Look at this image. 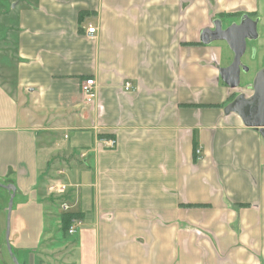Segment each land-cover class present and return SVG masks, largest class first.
<instances>
[{"label":"crops","instance_id":"0c3cea01","mask_svg":"<svg viewBox=\"0 0 264 264\" xmlns=\"http://www.w3.org/2000/svg\"><path fill=\"white\" fill-rule=\"evenodd\" d=\"M0 10V183L19 197L9 244L20 264L43 262L65 212L40 181L56 137L74 157L56 172L66 212L82 221L65 264H264V141L227 110L239 94L219 69L232 51L201 40L243 16L264 28V0H0Z\"/></svg>","mask_w":264,"mask_h":264},{"label":"rangeland","instance_id":"374dc122","mask_svg":"<svg viewBox=\"0 0 264 264\" xmlns=\"http://www.w3.org/2000/svg\"><path fill=\"white\" fill-rule=\"evenodd\" d=\"M5 4V3H4ZM6 5V4H5ZM7 6V5H6ZM9 7L7 6L6 10H8ZM9 11V10H8ZM8 11L2 12L0 10V14L5 13L7 14ZM232 19L229 18L226 20V22H232ZM264 37V28L261 25L257 26V38ZM257 39H246V49L244 53L241 55L240 58V82L238 86L229 89L233 91L235 94H241L245 90H249L247 81H250L252 77L256 74L257 71L264 68V48H260L256 41ZM220 42V40H218ZM223 41V40H221ZM220 45H224L226 49V53H228V56L230 57L231 50L228 47L227 43L225 41L220 42ZM227 47V48H226ZM225 53V52H224ZM225 54L224 56H226ZM251 83V82H250ZM253 83V82H252ZM251 83V86H252ZM249 88V89H248ZM226 103V102H225ZM56 140L55 145L56 147L54 149L46 148L45 149V162L42 166V174L40 181L42 182V189L45 190V186L49 184L52 181H57L56 172L62 169H65L72 160H74V157L72 154H68L67 151H65V147L62 145L61 140H59L57 137L53 138ZM12 184V183H11ZM15 187V185H14ZM16 189V187H15ZM46 191V190H45ZM10 193L7 189L0 187V209L2 208L3 211L0 212V221H1V230H0V264H1V257L5 261H7L9 264H14L11 260V256L8 253L7 246H6V240H5V230H6V223H7V208H8V201H9ZM45 202L47 203H54L56 206H58V203L60 202V197H56L53 195H49L46 192L44 193ZM59 199V200H58ZM19 201V197L14 196L12 199V208L10 212V218H9V224H10V234H11V226L14 227L15 219H14V212L17 202ZM44 225H45V219H44ZM51 231V230H50ZM49 232V231H45ZM53 232V231H52ZM49 232V236L47 237V234H45V239L41 242V257L43 258V262L41 261V264H65V260H67L69 253H68V245H69V238L73 237L74 235L68 234L67 232L63 233L60 228L57 233ZM9 234V237H10ZM69 236V237H67ZM14 253V251H13ZM17 261L19 258L13 254ZM20 264V262L18 261Z\"/></svg>","mask_w":264,"mask_h":264},{"label":"water","instance_id":"95a60500","mask_svg":"<svg viewBox=\"0 0 264 264\" xmlns=\"http://www.w3.org/2000/svg\"><path fill=\"white\" fill-rule=\"evenodd\" d=\"M256 37V21L248 16L241 17L239 22L228 25L225 28H222L221 24H218L213 29L207 28L202 31L201 40L203 43L223 40L233 53L232 61L227 66L220 67L219 69L220 79L228 87L234 88L238 86L240 82V58L246 48V39H255ZM227 110L235 112L245 126L258 128L264 141V68L259 70L253 79L252 94L247 98L243 94L237 95L229 103ZM0 187L7 189L10 193L5 230L6 246L13 263L19 264L9 244V218L15 187L11 183H0Z\"/></svg>","mask_w":264,"mask_h":264},{"label":"built area","instance_id":"2783aa9c","mask_svg":"<svg viewBox=\"0 0 264 264\" xmlns=\"http://www.w3.org/2000/svg\"><path fill=\"white\" fill-rule=\"evenodd\" d=\"M86 35L90 38L93 39L95 38L96 35V26L93 25L92 23H88L86 29H85ZM96 82L92 77H87L83 79L80 83V93L82 95V99L86 103H91L96 97ZM132 88V85L129 81L124 82V90L128 91ZM103 145L108 148H112L115 145V140L112 138H104L101 140ZM198 151H196L197 153ZM66 185L62 181H52L49 184L46 185L45 190L47 194L53 195L56 197H60V209L62 211H67L69 206L66 200L62 199L64 194L66 193ZM82 221L80 218L74 217L71 219V222L68 226L67 233L68 234H74L76 232L77 227L81 226Z\"/></svg>","mask_w":264,"mask_h":264},{"label":"trees","instance_id":"16d2710c","mask_svg":"<svg viewBox=\"0 0 264 264\" xmlns=\"http://www.w3.org/2000/svg\"><path fill=\"white\" fill-rule=\"evenodd\" d=\"M77 217L78 215L71 213V212H63L60 217V228L63 232H67L68 226L71 222V219Z\"/></svg>","mask_w":264,"mask_h":264},{"label":"flooded vegetation","instance_id":"af4514ba","mask_svg":"<svg viewBox=\"0 0 264 264\" xmlns=\"http://www.w3.org/2000/svg\"><path fill=\"white\" fill-rule=\"evenodd\" d=\"M238 22H239V21H238ZM227 26H228V25H225V26L222 25V28H225V27H227ZM232 58H233V56H232ZM231 61H232V59H231ZM231 61H230V62H231ZM240 77H241V75H240Z\"/></svg>","mask_w":264,"mask_h":264}]
</instances>
